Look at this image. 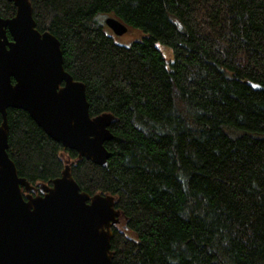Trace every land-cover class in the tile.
<instances>
[{"label":"trees","instance_id":"obj_1","mask_svg":"<svg viewBox=\"0 0 264 264\" xmlns=\"http://www.w3.org/2000/svg\"><path fill=\"white\" fill-rule=\"evenodd\" d=\"M29 1L89 115L117 121L104 169L8 109L18 176L51 186L67 164L80 191L112 196L111 264H264V0ZM107 17L142 38L116 44Z\"/></svg>","mask_w":264,"mask_h":264},{"label":"water","instance_id":"obj_2","mask_svg":"<svg viewBox=\"0 0 264 264\" xmlns=\"http://www.w3.org/2000/svg\"><path fill=\"white\" fill-rule=\"evenodd\" d=\"M5 1L15 14L0 17V264H111L112 227L121 216L114 198L80 191L67 164L51 186L19 177L7 154V110L26 112L78 160L104 169L117 119L89 115L84 84L64 70L59 41L36 30L30 1ZM104 25L114 36L128 31L113 17Z\"/></svg>","mask_w":264,"mask_h":264},{"label":"rangeland","instance_id":"obj_3","mask_svg":"<svg viewBox=\"0 0 264 264\" xmlns=\"http://www.w3.org/2000/svg\"><path fill=\"white\" fill-rule=\"evenodd\" d=\"M102 22L104 23V18H102ZM104 31L107 35L112 37L116 44L122 45V46H128L131 43L138 41L142 38L143 33L140 30L137 29H129L127 33H125L122 36H114L112 31L105 27ZM158 50L161 52L163 58L165 59L166 63L169 65L173 61V54L170 48L157 45Z\"/></svg>","mask_w":264,"mask_h":264},{"label":"flooded vegetation","instance_id":"obj_4","mask_svg":"<svg viewBox=\"0 0 264 264\" xmlns=\"http://www.w3.org/2000/svg\"><path fill=\"white\" fill-rule=\"evenodd\" d=\"M39 193L35 192L33 195H38Z\"/></svg>","mask_w":264,"mask_h":264}]
</instances>
